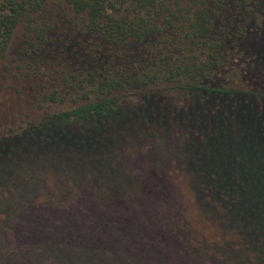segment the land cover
<instances>
[{
	"label": "trees",
	"instance_id": "obj_1",
	"mask_svg": "<svg viewBox=\"0 0 264 264\" xmlns=\"http://www.w3.org/2000/svg\"><path fill=\"white\" fill-rule=\"evenodd\" d=\"M263 9V0H0V59L22 25L35 64L62 67V84L38 90L24 125L0 137V264H264V73L248 46L264 41L249 22ZM86 35L116 53L101 67L95 48L73 72L71 41ZM166 100L184 137L179 169L216 229L210 243L192 244L181 224L165 230L158 204L126 175L125 139Z\"/></svg>",
	"mask_w": 264,
	"mask_h": 264
},
{
	"label": "rangeland",
	"instance_id": "obj_2",
	"mask_svg": "<svg viewBox=\"0 0 264 264\" xmlns=\"http://www.w3.org/2000/svg\"><path fill=\"white\" fill-rule=\"evenodd\" d=\"M252 15H255V21L249 22L264 33V14L261 15L256 11ZM53 25L58 29L61 28L58 24ZM31 35L30 30H26L22 25L18 26L14 30L5 55L0 59V137L17 132L18 127L24 125L25 116L33 111L27 110L28 101H31L33 95L41 99L38 90L43 95L52 91V84L54 87L62 84V74L59 73L62 67L56 68L50 65L49 61L37 65L34 56L25 53L29 47L35 48L36 42L32 37L30 38ZM250 44L248 43V46L252 52L254 51L259 62L257 70L264 73V41L261 39L257 43ZM70 46L75 48L70 56L73 72H80L88 58L95 56L96 52L93 51L95 48L98 49L99 55L96 65L101 67L105 62L103 59H108L106 56L108 53H116L114 48L98 42L93 35L77 36L72 39ZM170 103L171 100L165 101L166 107L162 116H158L156 112L155 118L139 122L134 135L136 140L125 139L128 142L127 151L131 155V160L125 163L126 175L128 179L132 177L135 185L139 182L143 190V193L140 192L141 195H147L148 200L153 199L158 204L160 212L158 215L165 230L176 233L172 230L174 225L181 224V230L193 241L192 244L199 242L198 240L203 237L208 238L207 243H210L213 241L212 236L215 235L216 229L197 210L190 179L179 169L181 165L179 162L183 160V155L179 151L184 137L182 129L170 119V108H168ZM208 145L212 147L213 143L208 141ZM167 150L168 153L165 154ZM11 158H14V155L9 159ZM145 172L149 175L148 179L143 178ZM49 181L51 180L45 183L50 184ZM158 184L164 188L163 191L158 190ZM140 193L138 191L135 196H139ZM175 230L181 233L180 229L175 228Z\"/></svg>",
	"mask_w": 264,
	"mask_h": 264
}]
</instances>
